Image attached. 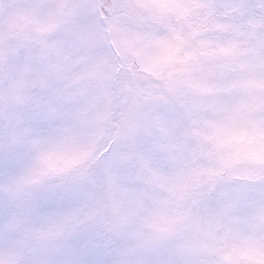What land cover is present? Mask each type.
<instances>
[{
  "label": "snow or ice",
  "instance_id": "obj_1",
  "mask_svg": "<svg viewBox=\"0 0 264 264\" xmlns=\"http://www.w3.org/2000/svg\"><path fill=\"white\" fill-rule=\"evenodd\" d=\"M0 264H264V0H0Z\"/></svg>",
  "mask_w": 264,
  "mask_h": 264
}]
</instances>
